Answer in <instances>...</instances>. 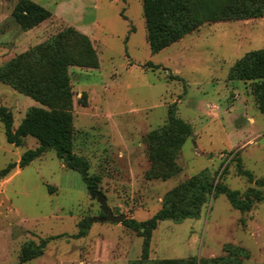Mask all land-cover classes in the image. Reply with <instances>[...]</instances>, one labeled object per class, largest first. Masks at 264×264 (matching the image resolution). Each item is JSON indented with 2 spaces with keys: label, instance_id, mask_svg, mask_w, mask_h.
<instances>
[{
  "label": "rangeland",
  "instance_id": "1",
  "mask_svg": "<svg viewBox=\"0 0 264 264\" xmlns=\"http://www.w3.org/2000/svg\"><path fill=\"white\" fill-rule=\"evenodd\" d=\"M19 0H0V66L68 27L87 35L98 55L96 69L70 67L74 152L102 178L99 193L114 215L143 222L163 206L167 193L209 170L217 183L244 193L255 187L238 164L264 179V114L251 81L229 79L234 64L264 49L261 18L206 23L153 54L143 0H41L57 15L30 30L13 18ZM176 105L193 135L175 160L177 174L150 177V132L163 126ZM16 129L32 108L48 107L0 82V107ZM7 142L0 121V169L36 149ZM91 226L78 238L79 223ZM98 196L80 173L54 150L0 179V264H131L141 258L143 237L106 222ZM48 240L43 254L21 262L25 244ZM246 249L243 264H264V202L249 212L234 209L224 195L210 197L200 218L162 221L153 232L149 258L188 260L227 257L226 247Z\"/></svg>",
  "mask_w": 264,
  "mask_h": 264
},
{
  "label": "trees",
  "instance_id": "2",
  "mask_svg": "<svg viewBox=\"0 0 264 264\" xmlns=\"http://www.w3.org/2000/svg\"><path fill=\"white\" fill-rule=\"evenodd\" d=\"M147 40L153 54H156L206 23H217L261 18L264 15V0H143ZM53 17L52 13L33 0H19L13 11V18L23 30H30ZM84 67L96 69L99 66L97 52L90 38L79 30L68 27L0 66V82L11 86L17 92L29 96L50 110L32 108L20 125L14 129L13 113L7 107H0V121L8 143L16 147L24 139L32 137L38 147L24 152L19 163H11L0 169V179L7 177L15 168H24L54 150L64 158L66 166L81 174L88 191L99 193L102 178L90 174L89 161L74 152L72 134V97L69 68ZM229 79L251 81L258 109L264 114V49L251 51L239 59L229 72ZM193 135L192 126L177 116L176 105L168 111L167 122L150 132L149 158L152 169L149 176L168 179L177 174L175 160L185 143ZM240 176L248 178L255 187L244 193L217 183L209 170H203L188 182L166 194L162 208L149 220L138 222L126 219L123 224L143 237L140 259L131 264H243L250 254L244 248L226 247L227 257L188 260H160L149 258L153 232L162 221L181 223L186 219H198L210 197L224 195L231 206L240 212H249L257 203L264 202V179L254 180L253 174L238 164ZM104 214V213H103ZM76 237L87 234L91 220L85 218L79 223ZM48 240L40 245L25 244L21 251V262H28L43 254Z\"/></svg>",
  "mask_w": 264,
  "mask_h": 264
},
{
  "label": "water",
  "instance_id": "3",
  "mask_svg": "<svg viewBox=\"0 0 264 264\" xmlns=\"http://www.w3.org/2000/svg\"><path fill=\"white\" fill-rule=\"evenodd\" d=\"M62 160L65 162L64 158H62ZM93 196H95V194H93ZM97 196L101 203V210L105 215V218L103 219L104 221L114 224H122L124 220L127 219L125 214L119 216L114 215L113 211L108 207L106 197L103 194L98 193Z\"/></svg>",
  "mask_w": 264,
  "mask_h": 264
},
{
  "label": "crops",
  "instance_id": "4",
  "mask_svg": "<svg viewBox=\"0 0 264 264\" xmlns=\"http://www.w3.org/2000/svg\"><path fill=\"white\" fill-rule=\"evenodd\" d=\"M41 0H36V2H39ZM53 16L57 15L56 12H51Z\"/></svg>",
  "mask_w": 264,
  "mask_h": 264
}]
</instances>
